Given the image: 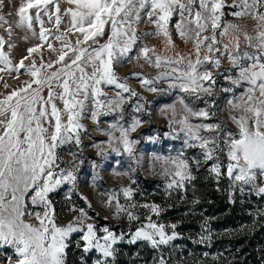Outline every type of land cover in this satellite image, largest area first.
Returning <instances> with one entry per match:
<instances>
[{"label": "snow or ice", "instance_id": "snow-or-ice-1", "mask_svg": "<svg viewBox=\"0 0 264 264\" xmlns=\"http://www.w3.org/2000/svg\"><path fill=\"white\" fill-rule=\"evenodd\" d=\"M52 3L53 0H26L19 7L17 26L26 25L31 29L35 19L41 25L40 39L45 40L46 29L43 27L41 12L48 14L47 6ZM68 3L74 5L66 10V14L71 16V27L82 36V39H77L76 44L87 47L72 48L65 44L73 52V56L66 61L68 54L61 51L55 63H62L63 66L47 77L41 76L35 61L28 66L24 64L39 46L27 49L28 56L22 57L18 65H13L3 51L7 42L0 36V64L5 65V68H0V72L7 70L9 73H20L21 69L27 67L28 74L35 78L31 83L25 82V87L14 89L0 100V117H5L0 119V246H9L14 250L15 258H10L9 264H66L68 238L77 232L81 234L76 243L78 248L82 247L85 253L95 249L105 258L112 257L113 245L125 235H117L107 226L97 228L93 223L85 224L89 217L83 209L79 210L80 214L75 221L84 225L83 227H75L73 223L58 225L49 194L65 183L75 186L76 175L73 170L60 167L56 149L72 140L77 145L80 143L78 130L83 127L80 116L84 111L85 101L92 100L95 109L92 110V119L95 120L98 110L107 106L99 99L104 95L102 84L115 85L118 89L136 96L126 84L119 82L114 64L123 63L126 58L127 61L132 59L129 53L137 45L139 37L131 25L140 20V15L133 0H68ZM146 5L150 9L147 12V22L155 24L156 30L144 33L145 36H163L165 45H173L168 26L173 16L179 15L180 20L175 23L177 34L182 40L193 42L194 58L180 57L176 60L158 55L154 46H139L136 59L143 58L155 67H171L170 72L160 77L175 81L169 85L170 88L178 87L181 92L196 96L197 99L201 93L210 95L212 86L216 83L211 68H219L221 65L217 54H226L232 68L238 72L235 77L228 75L226 79L236 86L242 83L249 85L244 94L246 99L244 96L240 98L242 114L239 118L232 117L238 132H228L222 141L227 148L226 164L217 155V152H224L217 137L199 134L201 129L216 131L219 125H193L189 122V116L207 119V111L193 110L181 99L180 103L189 115L177 123L183 125L181 131H186L188 139L185 143L190 147H199L204 161L213 162L209 171L217 178L223 174L221 170L224 168L234 184L239 182L241 186L253 185L257 194L264 195V0H232L230 5L225 0H139L140 9ZM55 7V23L59 26L60 8L58 4ZM225 7L234 9L231 13L234 17L250 16L255 20L259 28L256 35L250 36L238 24L228 22L222 25ZM29 9H36L35 16L29 14ZM51 18L49 14V19ZM7 23L0 16V26ZM106 28L110 29V33L107 34L106 42L100 43L98 38L106 35ZM5 31L10 36L11 26ZM236 33L243 35L247 46L253 49L252 52L241 50L240 37ZM225 38L228 43H224ZM56 39L61 40L63 37L57 36ZM12 46L8 44V47ZM48 47L52 48V45L49 44ZM206 63L211 68L201 71ZM47 67L52 68L53 64L49 63ZM131 74L140 75L137 72ZM53 82L61 89L59 93L53 89ZM141 83L151 85L153 81L143 79ZM32 84H36L37 88L32 89ZM45 85L48 87L47 99L40 95V89ZM148 90L158 91L155 87ZM223 91L231 92L232 88H225ZM120 95L118 92L117 96ZM14 98H17L15 103ZM55 99L62 102V109L57 107ZM111 103L109 100L108 104ZM228 103L234 108L241 107V103H233L231 100ZM140 123L139 119L134 118L128 128H119V142L129 156H133V146L137 141L130 140L128 136ZM189 141L197 143L189 144ZM113 151L120 154L117 149ZM155 160L171 166L163 168V174L169 181L167 189L183 188L185 181L194 179L187 159L156 156ZM196 163L199 164V161ZM258 179L262 182L256 183ZM120 191L127 200H132L131 188H122ZM116 197L117 194L113 192L106 203L111 206L115 201L117 215L125 214L129 222L141 220L133 211L138 207L135 203L124 206ZM26 201L42 211L29 212ZM139 207L147 209L151 214L146 215L144 222L130 233V243L143 240L149 242L153 248H158L176 238L174 231L171 234L166 231V228L175 229V224L165 225L153 220V215L160 214L159 205L145 203ZM28 217L34 222H28ZM94 264H106V261L98 259ZM160 264H164L163 260Z\"/></svg>", "mask_w": 264, "mask_h": 264}, {"label": "rangeland", "instance_id": "rangeland-1", "mask_svg": "<svg viewBox=\"0 0 264 264\" xmlns=\"http://www.w3.org/2000/svg\"><path fill=\"white\" fill-rule=\"evenodd\" d=\"M135 1L133 0V3L136 10L139 11L140 20L134 21L131 27L136 31L139 39L137 45L133 46L129 53L132 59L127 61L126 58L125 62L114 64V71L120 78L119 82L126 84L131 91L136 93V96H132L131 92L118 89L115 85L102 84L101 89L104 95L99 99L107 106L98 110L99 114L95 120L92 119V110H95L92 100L85 101L84 111L80 116V123L83 127L78 130L80 143L77 145L75 140H72L56 149L57 162L60 167L71 169L76 175L75 186L65 183L49 194L58 225L66 226L73 223L75 227H83L84 225L75 222L76 217L80 214L79 210L83 209L89 217L85 220V224L93 223L97 228L107 226L117 235L121 233L125 235L122 240L113 245V256L105 258L95 249L85 253L82 247L78 248L76 243L80 240L81 234L72 233L68 238L69 247L66 249V264H94L98 259L105 260L106 264H115L118 252L119 255L125 256L127 262L131 261L129 264H160L161 260L164 264H177L180 259L179 253L183 249L191 252L192 257L194 250L190 248V243L197 248L196 255L201 253L205 262L211 264L215 254L222 253L221 248H219L221 241L223 244L227 243L225 236L227 235L229 240L232 239L233 235L238 233V229L235 233V228L221 229L219 224L213 223L215 220L211 218L209 212L200 208L202 203L201 194L198 193L199 187H212L218 191L220 196L226 197L231 206L240 205L246 209L245 216L249 217V223L243 224V227L247 225L246 227L249 229L252 226L256 227L259 222H264V195L257 194L253 185L241 186L239 182L234 184L226 175L224 168H222L223 174L219 178L209 171L213 162L204 161L199 147H190L185 143L188 136L186 131H181L183 125L177 121L189 114L185 111L180 100L183 99L184 103L193 110L203 109L209 113L207 119L189 116L191 124L219 125V129L216 131L201 129L199 134L217 137L220 147L224 149V152H217V155L221 162L226 164L225 153L227 148L222 141L227 137L228 132H238L232 117L239 118L242 114L243 105L240 98L244 96L246 99L244 94L249 85L242 83L236 86L226 79L225 77L228 75L235 77L238 72L232 68L226 54H217L221 60L219 68H211L206 63L200 69L203 71L204 68H211L216 80L210 95L201 93L200 98L197 99L196 96L181 92L178 87L170 88L169 85L175 81L160 77L162 74L170 72L171 67L168 65L155 67L145 62L143 58L136 59L139 46L145 44L150 47L154 46L158 55L176 60L180 57L194 58L193 42H186L177 34L175 23L180 20L179 15L173 16L168 26L172 34L173 45H165L163 36H145L144 33L146 32H154L156 25L147 22V12L150 10L148 6L140 9L139 4H136ZM24 3L26 0H0V16L8 21L7 24L0 26V36L7 42L3 51L11 59L13 65H18L22 57L28 56L27 49L39 46L36 52L28 56L24 64L28 66L32 61H35L36 67L40 68L41 76L47 77L63 66L62 63H55L61 51L67 52L66 61L73 56V52L65 47V44H69L72 48L87 47V45L76 44L77 39H82V36L71 27V16L66 14L69 7L61 0H53V3L47 6L48 14L41 12L43 27L46 29L45 40L40 39L41 25L35 19H33L31 29L27 28L26 25L17 26L18 10ZM56 4L60 8L61 22L59 26L55 23ZM28 12L35 16L36 9H29ZM49 14L52 16L51 20ZM243 18H238L239 22ZM9 25L12 33L10 36L5 31ZM241 28L246 31L247 27L242 24ZM249 29L247 33L250 36H255L259 30L257 22L253 25L251 23ZM105 32L104 37L98 38L100 43L106 42L110 29L106 28ZM207 34L209 33H205V35ZM237 35L240 37L241 50L252 52L253 49L247 46L243 35L241 33H237ZM57 36H61L63 39L57 40ZM217 38L220 39L219 35ZM8 44L13 46L8 47ZM49 44L52 45V48L48 47ZM49 63L53 64L52 68L47 67ZM41 65H43L42 68ZM0 68H5V65L0 64ZM87 70L91 71L90 68ZM132 72L140 73V75L133 76ZM0 77H3L0 79V100H3L14 89L25 87V82L31 83L35 79L28 74L27 67L21 69L20 73L14 71L9 73L5 70L0 72ZM143 79L152 80L153 83L143 85L141 83ZM52 87L57 93L61 91L55 82H53ZM150 87H155L158 91H149ZM35 88L37 85L32 84V89ZM225 88H232V91L225 92L223 91ZM118 92L121 94L120 97L117 96ZM40 95L47 99V85L40 89ZM17 98H14L13 103ZM109 100L112 101L110 105L108 104ZM230 100L233 103H241V107L234 108L232 104L228 103ZM54 102L58 108H63L59 99H55ZM137 108L140 110L137 111ZM4 118L0 117V119ZM134 118L139 119L141 123L134 132L129 133L128 138L137 141L133 146V156H129L124 152L123 145L119 142V128H128ZM62 119L66 120V117L62 116ZM193 143L197 142L189 141V144ZM113 149H117L120 154L117 155ZM73 154L75 155L73 156ZM156 156L169 159L177 157L187 159L189 170L194 179L185 181L183 188L167 189L166 185L169 181L163 174V168H170L171 166L163 161H156ZM196 161H199V164ZM261 182L258 179L256 183ZM122 188L133 190L131 201L124 197L120 191ZM113 192L117 194L116 198L122 205L127 206L129 203H135L138 206L133 211L141 217L140 221L129 222L125 214L117 215L115 201L112 202L111 206H108L106 202ZM26 203H28L29 212L42 211L41 208L31 205L30 202L26 201ZM145 203L159 205V216L153 215V220L157 223L176 225L175 229L166 228L169 234L173 231L177 234L176 238L167 245L153 248L147 241L129 242L130 233L144 222L143 218L146 215L151 214L147 209L139 207ZM182 215L188 216L190 221L197 218L195 222L190 223L191 231L186 233L180 232L179 220ZM28 222L34 221L28 217ZM226 248V251L231 250L229 244ZM10 258L14 260V250L9 246H0V264H9Z\"/></svg>", "mask_w": 264, "mask_h": 264}, {"label": "trees", "instance_id": "trees-1", "mask_svg": "<svg viewBox=\"0 0 264 264\" xmlns=\"http://www.w3.org/2000/svg\"><path fill=\"white\" fill-rule=\"evenodd\" d=\"M152 184V183H151ZM198 193L201 194V210H206L209 212L211 218H213L216 224L221 226V229L235 228L238 229V233L233 235L232 239L226 235L225 240L227 243H220L219 248L222 252L215 254L213 263L211 264H264V222L257 223V226H252L249 229L243 227V224L249 223V217L245 216L246 209L240 207V205L231 206L227 202V198L220 196L218 191H215L212 187L200 186ZM246 210V211H245ZM211 212V213H210ZM188 216H181L180 221V232L186 233L191 231V222ZM199 223V222H198ZM255 228V229H254ZM254 229V230H253ZM227 244L230 245L231 250L226 251ZM190 248L194 250L191 257V252L183 249L180 255V259L177 264H208L202 257L201 253H197L195 246L190 243ZM226 251V252H225ZM132 253V251H131ZM137 254H139L137 252ZM131 261L127 262L124 255H119L116 257L115 264H129ZM70 263V261H69Z\"/></svg>", "mask_w": 264, "mask_h": 264}, {"label": "crops", "instance_id": "crops-1", "mask_svg": "<svg viewBox=\"0 0 264 264\" xmlns=\"http://www.w3.org/2000/svg\"><path fill=\"white\" fill-rule=\"evenodd\" d=\"M61 1L69 8H73L74 7V5H71V4L68 3V0H61ZM225 2H226V4L230 5L232 3V0H225ZM135 3L139 4V0H136ZM233 11H234V9H232L230 7H225L223 9L224 15H223L222 20H221L222 25L225 24V23L231 22V23H234V24H238V25H240L242 27V24H244L247 27L245 30H246V32H248V30H250L249 29L250 28V24L252 23V25H253V23H255L256 21L253 20L250 16H245L243 18V20H241L239 22L237 17H234V16L231 15V13ZM243 27H245V26H243ZM236 35H237V33H236ZM228 42H229L228 39L225 38L224 39V43H228Z\"/></svg>", "mask_w": 264, "mask_h": 264}]
</instances>
